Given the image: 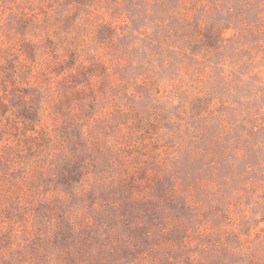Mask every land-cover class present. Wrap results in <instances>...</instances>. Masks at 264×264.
<instances>
[{
  "label": "rangeland",
  "instance_id": "1",
  "mask_svg": "<svg viewBox=\"0 0 264 264\" xmlns=\"http://www.w3.org/2000/svg\"><path fill=\"white\" fill-rule=\"evenodd\" d=\"M0 264H264V0H0Z\"/></svg>",
  "mask_w": 264,
  "mask_h": 264
},
{
  "label": "trees",
  "instance_id": "2",
  "mask_svg": "<svg viewBox=\"0 0 264 264\" xmlns=\"http://www.w3.org/2000/svg\"><path fill=\"white\" fill-rule=\"evenodd\" d=\"M30 118V117H29ZM31 119V118H30Z\"/></svg>",
  "mask_w": 264,
  "mask_h": 264
}]
</instances>
